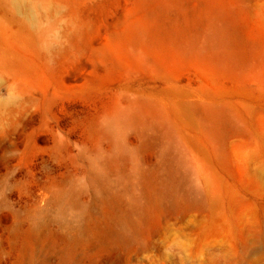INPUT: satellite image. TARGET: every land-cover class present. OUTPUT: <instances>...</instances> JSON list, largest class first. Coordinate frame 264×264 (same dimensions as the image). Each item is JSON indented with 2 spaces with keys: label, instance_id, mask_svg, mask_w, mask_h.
<instances>
[{
  "label": "rangeland",
  "instance_id": "rangeland-1",
  "mask_svg": "<svg viewBox=\"0 0 264 264\" xmlns=\"http://www.w3.org/2000/svg\"><path fill=\"white\" fill-rule=\"evenodd\" d=\"M0 264H264V0H0Z\"/></svg>",
  "mask_w": 264,
  "mask_h": 264
},
{
  "label": "bare ground",
  "instance_id": "bare-ground-1",
  "mask_svg": "<svg viewBox=\"0 0 264 264\" xmlns=\"http://www.w3.org/2000/svg\"><path fill=\"white\" fill-rule=\"evenodd\" d=\"M89 229L90 228L86 224L85 227H84V231H83L82 235H86L88 233ZM112 231H114V226L110 223V224H108V227L106 229V234L109 235ZM102 237H106V236H102Z\"/></svg>",
  "mask_w": 264,
  "mask_h": 264
}]
</instances>
